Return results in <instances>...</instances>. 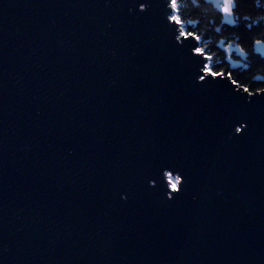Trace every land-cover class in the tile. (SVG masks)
<instances>
[{"label":"water","instance_id":"water-1","mask_svg":"<svg viewBox=\"0 0 264 264\" xmlns=\"http://www.w3.org/2000/svg\"><path fill=\"white\" fill-rule=\"evenodd\" d=\"M151 3L0 0V264H264V99L191 90Z\"/></svg>","mask_w":264,"mask_h":264},{"label":"flooded vegetation","instance_id":"flooded-vegetation-1","mask_svg":"<svg viewBox=\"0 0 264 264\" xmlns=\"http://www.w3.org/2000/svg\"><path fill=\"white\" fill-rule=\"evenodd\" d=\"M233 4L232 23H229L204 0H177L178 15L184 21L182 27L200 36L198 46L204 47L212 57L209 65L214 63L224 68L235 79L264 84V79L256 74L264 59L255 51L257 41L264 44V37H256L264 28V14L257 18L258 11L264 13V0H233Z\"/></svg>","mask_w":264,"mask_h":264},{"label":"snow or ice","instance_id":"snow-or-ice-1","mask_svg":"<svg viewBox=\"0 0 264 264\" xmlns=\"http://www.w3.org/2000/svg\"><path fill=\"white\" fill-rule=\"evenodd\" d=\"M139 3V13L138 14H146L151 8L152 3L151 0H138ZM168 6L171 8V13L167 14V22L165 24V28L167 29L168 25H175L179 28L178 35H174V39L170 34L167 43L170 49L173 51L179 52L184 55V48L185 45L181 44L180 42L188 41L189 38L191 40L200 41V36L196 35L191 31H186L182 25L184 21L181 17L177 14L178 13V6L177 0H168ZM232 6L233 0H222L220 4L221 11L225 14V16H231L232 14ZM229 23H232L229 20ZM260 41H257L259 44ZM242 52V50H241ZM212 57L205 52L204 47L196 46L195 44L191 45L189 53L184 57V72L187 73V81L188 85L191 90L195 92H203L209 94V99L213 101L217 100H224L231 105H245L251 106L255 105L256 98L259 97L264 99V88L256 89L255 93L249 91L247 87L243 88V92L247 93V96H241L239 92H235L231 87V85H236L237 81L232 79L231 73L227 75L222 71L214 70L208 63L211 61ZM192 66L194 70H192ZM248 97H253L252 99H248ZM235 131L233 136L237 133H243L248 130L249 122L243 116H239L235 120ZM169 168L168 163H162L161 167L157 169V172H163V175L170 177L168 181V189L172 193L169 195L168 191H165L159 196L154 191V187L149 185L150 180H154L155 177L150 174V172L143 176L144 186L147 191L155 195L160 202H172L179 198V196L187 190V179L183 177V173H181V177L184 179V183L181 184V178L172 179V171H179V169H172L165 171V169ZM178 185H180L178 187ZM120 200L122 202H127L128 200V193L123 192L120 193Z\"/></svg>","mask_w":264,"mask_h":264},{"label":"trees","instance_id":"trees-1","mask_svg":"<svg viewBox=\"0 0 264 264\" xmlns=\"http://www.w3.org/2000/svg\"><path fill=\"white\" fill-rule=\"evenodd\" d=\"M177 14H179V9H178V13ZM262 14H264V13H260L259 11H258V13H257V18H260V15H262ZM263 31H264V28H262L261 30H259V32L256 34V37L257 38H262V37H264V33H263ZM210 66L211 67H213V69L214 70H217V71H222V72H224L226 75H227V73L225 72V69L224 68H222V67H220V66H218V65H216V64H210ZM256 74L257 75H259V76H261L263 79H264V61H262L258 66H257V68H256ZM232 79H234V80H236L237 81V85L239 86V87H242V88H245V87H247L248 89H249V91H251V92H253V93H255V91H256V89H259V88H264V84H257V83H253L252 81H251V79L250 80H248V79H245V78H243V79H240V78H233L232 77Z\"/></svg>","mask_w":264,"mask_h":264}]
</instances>
